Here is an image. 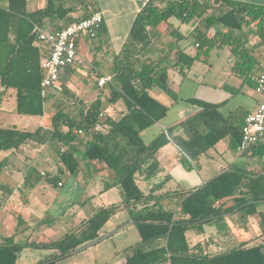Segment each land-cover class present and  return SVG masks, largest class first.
I'll list each match as a JSON object with an SVG mask.
<instances>
[{"label":"trees","instance_id":"trees-1","mask_svg":"<svg viewBox=\"0 0 264 264\" xmlns=\"http://www.w3.org/2000/svg\"><path fill=\"white\" fill-rule=\"evenodd\" d=\"M80 3L88 7L92 0ZM74 9L76 6H57L55 0H48L46 7L35 11L28 10V0H8L6 5H0V100L2 88H14L17 112L45 114L48 97L42 95L41 82L47 74L43 65L47 46L39 41L36 25L43 24L53 12L67 14ZM92 13L82 15L81 19ZM171 17L199 22L200 26L195 28L198 50L193 55L176 46L180 39L177 29L169 28L164 40L163 34L156 32ZM72 22L69 19L67 25ZM105 33L103 23L92 38L93 44L102 47ZM252 38H257L264 47L263 4L241 0H148L137 13L120 51L112 57L113 80L105 86L108 94L100 90L85 109L78 108L76 102L72 106L62 104L51 115L50 128L25 130L0 124V150L50 144L59 167L56 175L43 173L51 182L57 184L60 177L76 176L88 163H95L98 168L115 173L117 179L113 184L120 186L122 196L120 202L102 206L90 216L81 237L73 232L46 241L0 238V264H16L19 253L26 247L54 250L36 264H58L57 258L99 238L106 223L123 209L129 211L141 236L123 249L124 264H264V239L210 254L205 252L202 242L191 244L187 237L190 229L202 233L206 222L253 206L256 204L253 200H263L264 168L253 171L233 164L189 191L158 194L164 183L146 191L138 182L139 178L150 180L161 172L157 153L170 141L179 147L180 159L188 169L200 168V157L227 136L230 147L237 151L246 116L244 110L225 115L218 103L181 98L170 86L169 71L170 68L179 71L183 81L203 54L213 47L228 45L235 58L233 72L244 82L252 83L259 70L258 58L249 45ZM170 60L172 63L167 64ZM155 87L169 95L172 104L187 102L199 110L175 127L161 130L151 141H145L142 132L163 120L170 109L151 94ZM120 100L126 108L121 116L115 117L110 110ZM97 123L101 124L100 129L96 128ZM176 129L183 134L175 135ZM241 154L264 157V139ZM111 186L107 184L105 188ZM171 195L179 196L176 208L163 202Z\"/></svg>","mask_w":264,"mask_h":264},{"label":"crops","instance_id":"crops-1","mask_svg":"<svg viewBox=\"0 0 264 264\" xmlns=\"http://www.w3.org/2000/svg\"><path fill=\"white\" fill-rule=\"evenodd\" d=\"M147 1L148 0H92V3L89 4L88 7H85L80 3V6H76V9L71 12H68L67 14H62L61 12H53L50 16H47V18H45L43 24H37L47 29H60L67 25L69 19H73V21H75L77 19H81L82 15H88L89 13H92L96 10L101 11L104 15V26L106 29V33L102 38L103 46L99 47L97 46V44H93V40L89 39L86 36L79 37V55L77 61L74 65L69 66L64 70L61 75V82L58 83L57 86H60L63 83L64 78L76 71H79L83 74H86L87 72L89 74H92V79L96 84V87H98L100 90H105L106 85L100 86L98 84V80L103 75H111V71L102 72L99 69L98 60H92L89 57L90 54L88 55V46L93 49V54H101L106 57H109L108 59L111 65L113 55L120 51L124 42L128 38L131 26L137 13L147 3ZM241 1L264 5V0ZM7 2L8 0H0V5H6ZM47 3L48 0H28V10L35 11L37 9L44 8L46 7ZM57 6H59V3L57 4ZM64 7L66 8L71 6L68 5ZM105 38H109L111 40L112 44H110V48L106 47L104 42ZM117 40H119L120 42L119 44H117L116 48H114V41ZM256 41L257 38H252L249 42V45L253 46V43H256ZM118 46L119 48H117ZM253 48L254 55L257 56L259 61L257 68H259L258 73H260L264 71L261 61V59H264V51H262L264 50V47L260 46L258 48ZM81 59H83V61H81ZM258 73L256 72V74ZM169 82L170 86L174 90H176L178 94H181V90L185 91L182 89L185 86V83H175L174 81H171V78ZM214 88L216 89L218 87L215 86ZM220 88L221 90L223 88L225 89V91H223L221 95V98H205L203 100L220 104V110L225 115H228L237 109H243L244 115H247L248 113L254 112L258 108L260 103L264 101H260L252 97L253 95L247 92L244 85H241L239 83L238 85L230 87L222 85ZM14 90V88H2L3 95L0 101V104L2 106L5 105L4 103L6 101H9L11 98L13 99V97H15L16 91ZM52 94L55 96L54 91L52 92ZM151 94L166 105L170 106L168 115L163 120L153 125L158 126L157 133L155 134V136L163 129L167 130L169 128L175 127V125H177L183 119L188 117L190 114L199 110V107L196 105H194L193 109H190L188 105L189 103L187 102L172 104V98L158 87L153 88L151 90ZM185 97L187 98L191 96ZM89 103H82V106L80 108L85 109L86 105ZM61 104V101H59L56 96L53 98L49 97L47 103L45 104V114L43 115L44 120L38 127L50 128L51 115L54 114V112L57 110V107H60ZM110 111L112 112V114H115L117 112H123L124 110L121 109L116 103ZM171 112H184V116H176L175 118L167 121V118L171 115ZM148 130L149 128L144 130L142 132V136H144V134ZM174 134L180 135L183 134V131L181 129H176ZM222 140H226V142H229L230 145L229 136L223 138ZM44 148H48V150L51 151V153L56 157V165L59 171L57 163L58 157L49 143L42 146L27 145L23 146L18 150L12 151L14 155L22 153L23 155H25L26 158L34 159L36 157V152L40 153L42 150H44ZM234 152L236 153V156L231 160V163H229L223 168H220L219 166L215 171L213 170V174L211 176H206L202 171L201 164L200 168L193 169H188L186 167L183 168L182 166H179V164L177 163V159L181 157V151L174 141H170L165 146H163L157 153V157L162 166L161 172L150 180H144L142 178L139 179L145 181L142 187L146 191H148L154 185L164 183V186L157 191L158 194L167 191H189L204 184L205 182L215 177L224 169L230 167L233 164L242 167L239 164L240 162H242V159L238 157L242 154L235 150ZM212 158H214V156H212ZM260 169H263V167L255 168L253 171ZM112 172L113 171L109 169H103L100 167L98 168L95 163H88L86 166H84V170L81 171L80 174L89 173L94 175L95 178H98L97 176H99L100 174H106L105 177L114 176L115 178H117L116 175H114L115 173ZM178 172H180V174ZM43 173H47L48 175H55L51 172H47L44 169L32 172L30 167L24 165L22 167L17 166L9 158H5L4 162H0V238L13 236L16 242L46 241L49 239H58L67 233L77 232L78 229H81L84 226L85 222L89 219L92 213H94V210H92L91 208V211H88V214H86V216L83 218V222L75 224L73 218H71L70 215L65 216L64 214L62 217L60 216L62 215V211H64L66 208H64L61 212H58L57 218L55 220L47 218L50 210L45 207L44 209L42 208L44 200V198L42 197L46 195L50 199L57 200L60 195L54 197L52 196V193L46 192L49 191L48 187L41 186L43 180H49L48 176H44ZM60 181L63 183L61 186H59L58 184ZM84 183L85 178L83 176L80 180V184ZM65 185V177H60L58 179L57 186L64 187ZM114 188L119 189V200H113L111 196H108L107 194L112 189L105 188V185L100 186V183L96 189L91 190L90 194H88V197H91L93 199L97 197L98 200H100V202L96 204L97 209L102 206L118 203L122 200L121 189L119 185ZM41 193L43 195L39 196L38 194ZM178 197V195H171L168 198L163 199V202L176 208V202ZM237 211L238 210H235L231 214L224 215L221 221L216 222L217 225L213 229H206L205 224L203 226L204 229L202 233H199L194 229H190L187 232V237L189 239L188 233L192 232V240L189 239V242L191 244L202 242L205 252L215 254L224 251L222 250L223 248H232L247 241H252L251 244H253L256 241L263 240L264 210L256 211L255 214L244 217H242L241 214ZM251 216L253 217L252 219L249 218ZM129 220H131L130 217ZM64 226H66L67 230L69 229V231H66L63 228ZM62 230H64L65 232L62 233ZM34 249L37 251H33ZM23 252L26 253L24 255V260L22 264H36L39 261H42L45 258L49 257L54 252V250L26 247L19 253L16 264H19L18 261L20 260ZM125 261L126 256L121 264H124Z\"/></svg>","mask_w":264,"mask_h":264},{"label":"rangeland","instance_id":"rangeland-1","mask_svg":"<svg viewBox=\"0 0 264 264\" xmlns=\"http://www.w3.org/2000/svg\"><path fill=\"white\" fill-rule=\"evenodd\" d=\"M55 3H59V5L63 6H80V0H55ZM197 26H200L198 21L193 20L190 22H185L177 17H171L167 21L161 23L156 32L158 33V35L163 34L162 39L164 40V37H166V32H168L169 28L177 29V31H179L180 33V39L177 40V43H175L176 46L193 55L198 50L195 46V41L197 40V31L195 30V28H198ZM217 28L218 26L212 28V31H215ZM200 29H203V27H201ZM104 42L106 47L110 48V44H112L111 40L109 38H105ZM119 42V40L114 41V48H116ZM88 47V55L90 54L89 57L92 60H98L99 69L102 72H110V63L108 59L109 57L101 54L95 55L93 54V49L90 46ZM252 47H260L258 40L256 41V43H253ZM117 48H119V46ZM81 61H83V59H81ZM261 61L262 67L264 68V59H261ZM234 62L235 58L232 56L231 49L228 45L217 46L211 48L207 54H203L198 60L195 61L193 66L188 70V78H186L185 80L182 81V76L180 75L179 71L173 68H170L169 74L171 81H174L175 83H185V88H182L185 91L181 90V94L179 93L181 98H186L185 96H191L200 99H219L221 98L223 91H225L224 88L221 90L220 87L222 85L230 87L238 85L239 83L241 85H244L247 92L253 95L252 97L263 101L264 94L256 91L253 82H244L241 77L233 72ZM170 63H172L171 60L167 62V64ZM215 86L218 88L215 89ZM53 91L56 98L61 101L62 104H67L68 106H70L72 102H76L77 106L81 107L82 103L91 102L99 94L100 89L96 87V84L92 79V74H89L88 72L86 74H83L79 71H76L64 78L63 83L60 86H55L54 88H52L51 92L47 95V99H49V97H55L52 94ZM105 92L108 94V89L106 87ZM4 104L5 105L3 106L0 104V124L4 126H16L20 129L35 130L44 120V117L40 115H29L17 112L16 92L15 97H13V99L11 98L9 101H6ZM117 105L123 110H125L126 108L123 100H120ZM188 105L190 109L194 108V105ZM121 114L122 112H117L113 115L115 117H119L121 116ZM183 114L184 112H171V115L167 118V121L175 118L176 116H184ZM157 129V125L151 126L149 130L144 134L143 139L145 141H150L157 133ZM35 155L36 157L34 159H31L26 158L22 153L14 155L12 150H0V160L9 158L17 166L22 167L24 165L30 167L32 172L44 169L47 172H51L55 175L59 173L56 165V157L51 153V151L48 150V148H44V150H42L40 153L36 152ZM212 156H214V158H212ZM235 156L236 153L230 147L229 142H226V140H222L215 147L211 148L208 154L201 157L200 164L202 171L206 176H211L213 174V170L215 171L219 166L220 168L227 166L229 163H231V160ZM238 157L242 159V162H240L239 164L245 169L254 170L258 167L264 168V157L251 154H242ZM177 163L179 164V166H182L183 168L185 167L183 161L180 158L177 159ZM178 173L180 174V172ZM105 175L106 174H100L99 176H97L98 178H95L94 175L89 173H79L76 176L65 177L66 185L64 187H58L55 182H51L50 180H43L41 186L48 187L49 189V191L46 192L52 193V196L54 197L60 195L57 200L50 199L46 195L42 197L44 198L42 208L44 209L45 207L50 210L47 218L55 220L57 218L58 212H61L64 208H66L64 211H62V215H60L61 217L64 214L65 216L70 215L74 220V224L83 222V218L86 216V214H88V211H91V208L92 210H94V213L98 210L96 204H98L100 200H98L97 197L95 199L88 197V194H90L91 190L96 189L99 186V183L100 186L112 184V186L110 187V189L112 190L109 191L107 195L111 196L113 200H119V189L114 188L117 185L113 184L117 178H115L114 176L105 177ZM83 176L85 178V183L80 184V180ZM138 182L141 186H143L145 181L142 179H138ZM38 195L42 196L43 194L41 193ZM260 210H264V201L258 202L253 206H249L237 212L240 213L242 217H244L255 214L256 211ZM94 213H92V215ZM129 217L130 213L127 209L120 210L115 215H113L111 219L106 223L104 228L101 230L102 235L100 237L108 235L110 232L120 227V229L116 233L90 247H87L84 250H81L59 260L58 263L121 264L125 259V253L123 252V249L141 239L136 224L129 223L131 221L129 220ZM223 217L224 216L206 222L205 228L208 230L213 229L217 225L216 222L221 221ZM249 218L252 219L253 217L251 216ZM63 228L66 231H69V229L67 230L66 226H64ZM83 230L84 226L81 229H78V231L76 232V236L81 237ZM61 232L64 233L65 231L62 230ZM188 236L189 239L192 240V232H189ZM89 242H86L83 245ZM222 250L226 249L223 248ZM33 251L37 250L34 249ZM25 253L26 252L22 253L21 258L18 261L19 264L23 263Z\"/></svg>","mask_w":264,"mask_h":264},{"label":"built area","instance_id":"built-area-1","mask_svg":"<svg viewBox=\"0 0 264 264\" xmlns=\"http://www.w3.org/2000/svg\"><path fill=\"white\" fill-rule=\"evenodd\" d=\"M103 23L104 15L98 10L60 29H47L36 25L39 41L47 46V55L43 58L47 74L41 82L42 95L47 96L51 89L58 85L64 70L76 63L79 55L77 42L79 37L94 38ZM196 45L198 46V43ZM112 80V75H103L99 78L98 84L104 86ZM252 81L256 91L264 94V71L254 75ZM102 115L104 113H101ZM96 128L100 129L101 124L97 123ZM262 139H264V101L254 112L245 116L242 125V139L237 152H245ZM58 184L61 186L63 183L60 181Z\"/></svg>","mask_w":264,"mask_h":264},{"label":"water","instance_id":"water-1","mask_svg":"<svg viewBox=\"0 0 264 264\" xmlns=\"http://www.w3.org/2000/svg\"><path fill=\"white\" fill-rule=\"evenodd\" d=\"M261 201H264V199H263V200H253V201H251V202L258 203V202H261ZM251 202H249V203H251ZM129 223H135V221H134V220H131ZM119 229H120V227L117 228V229H115L114 231L110 232L108 235H105V236L99 237V238H97V239H95V240H93V241H91V242H89V243H87V244H85V245L79 246V247H77L76 249L70 251L69 253H67V254H65V255H63V256L57 258V260H60L61 258H65V257H67V256H69V255H72V254L76 253V252H79V251H81V250H84V249H86L87 247H90V246H92V245H94V244H96V243H98V242L104 240L105 238H108V237L112 236V235H113L114 233H116ZM43 264H45V263H43Z\"/></svg>","mask_w":264,"mask_h":264}]
</instances>
